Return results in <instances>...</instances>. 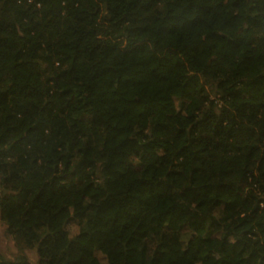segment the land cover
<instances>
[{
	"label": "clouds",
	"instance_id": "clouds-1",
	"mask_svg": "<svg viewBox=\"0 0 264 264\" xmlns=\"http://www.w3.org/2000/svg\"><path fill=\"white\" fill-rule=\"evenodd\" d=\"M201 3L205 0H83L72 9L62 7L59 17L54 0H37L31 9L33 0L27 3L16 0L15 5L8 6L12 27L0 32V38L17 41L18 45L0 47V92L15 82L18 86H35L41 95L26 99L10 94L7 102L0 104V138H3L0 153L6 154L0 156V180L8 178L7 184L0 183V197L19 193L23 186L20 178L29 172L37 171L39 175L23 207L0 218V264H41L48 259L69 264L81 256H85L87 264H221L222 261L264 264V169L259 168L264 157V88L250 96L229 95L234 87L247 89L254 80L264 77V0H207V12L199 10ZM190 4L196 7L189 11ZM4 5L5 0H0V10ZM110 7L117 8L118 15L113 17ZM16 9L26 11L27 15H16ZM97 9L99 12L93 17L91 13ZM177 16L182 18L177 30L172 34L161 33L164 21ZM54 17L64 22V33H54L49 25ZM82 17L86 18L78 19ZM196 20L200 22L195 26H183ZM213 32L226 39L210 38ZM41 33L43 39H39ZM81 35L100 43L101 48L94 55H82L76 70L56 81L58 73L73 68L71 60L62 64L61 59L63 54L73 52ZM21 36L25 40H19ZM29 39L31 43H27ZM143 40L149 41L146 50L132 52L133 43ZM194 41L204 42L196 53L189 50ZM105 45L115 47L105 52ZM169 47L178 50L171 60L181 66L166 80L149 79L148 73L161 70V57ZM57 52L61 54L59 57ZM47 55L54 58L50 65L41 59ZM219 57L226 60L220 66L210 67L213 58ZM245 57L251 59L242 64ZM26 61L47 71L39 77L18 75L13 65ZM108 67L115 71L105 74ZM137 72L143 74L136 76ZM191 77L198 78L196 93L185 102L184 85ZM132 79L141 83L124 84ZM66 90H70L69 95L62 96ZM73 97L75 100L64 112L59 108L51 114L40 110L50 101L59 105ZM137 97L142 103L126 112L129 102ZM155 102L164 105L163 110L148 113L146 109ZM243 104L253 105L256 110L239 111ZM93 110L100 113L101 119L95 124H80V117ZM208 113L215 114L216 119L206 130L198 127L192 132L193 124ZM222 116L223 132L217 136L216 127ZM41 122L43 127L29 132ZM160 124L168 125L169 129L158 128ZM109 126L123 131L110 134ZM235 126L254 128L255 135L237 144L227 136L228 130ZM180 129L183 134L177 135ZM201 135L208 139L200 141ZM253 146L258 150L249 157ZM236 147L239 152L234 150ZM185 148L187 151L177 156ZM145 152L156 155L145 162L142 159ZM161 156L166 159L157 160ZM85 160L92 164L73 177V183L82 181L75 190L63 196L45 197L25 217L45 184L56 177L71 175ZM227 160H235V164L226 167ZM122 161L131 162L133 168L143 167L134 172L121 166ZM246 167L251 168L253 175L245 180ZM171 170L182 175L169 176ZM141 179L163 181L171 185V191L161 197L149 192H130L129 188ZM221 183L234 185L240 194L213 190L207 197L196 199L191 194L180 195L186 188ZM88 185L92 187L88 189ZM109 196L115 197L114 205L100 213ZM249 197L253 199L249 201ZM142 200L151 201L146 226L139 228L138 219L127 231L119 228L111 231L112 220L117 215L123 217L130 206L139 205ZM216 200L233 207L224 211L222 204H215ZM177 205L191 211L174 223L171 216L160 223L159 216ZM61 208L67 211L54 219ZM257 208L260 210L256 211ZM192 213L207 215L209 220L197 229L191 223ZM98 215H102L106 224L100 230L106 234L107 242L79 239L81 233L95 230ZM213 220L217 222L215 227ZM125 223L122 218L120 224ZM18 230L26 234L21 235ZM137 230L147 234L142 239H132ZM60 232L64 233L62 239L45 240ZM193 236L200 251L193 254V249V253L185 256ZM225 236L227 245L223 244ZM74 240L84 251L71 254ZM169 240L176 241L171 250L158 248ZM158 252L165 254L158 256ZM209 255L211 258L206 260Z\"/></svg>",
	"mask_w": 264,
	"mask_h": 264
},
{
	"label": "trees",
	"instance_id": "trees-1",
	"mask_svg": "<svg viewBox=\"0 0 264 264\" xmlns=\"http://www.w3.org/2000/svg\"><path fill=\"white\" fill-rule=\"evenodd\" d=\"M37 2V0H33V5H30L29 8H33L34 4ZM83 2V0H67V3L65 4V0H54L55 4V12H56V17H59V12L62 7H67L68 9H72L75 5ZM21 3H27V0H21ZM207 0H205V3H201L198 7L201 12H207L209 9L206 7ZM16 0H5V5L2 10H0V32L8 30L10 27H12V20L9 15V5H15ZM259 6V5H257ZM193 7H196V5H189L188 10L190 11ZM118 8V5H117ZM117 8H109V11L113 13V17L115 15H118ZM99 12V9L96 10V12L91 13V15L94 17L97 15ZM16 15H27V12L22 10V9H16ZM86 17L78 18V19H83ZM181 17H170L164 21L163 26L161 27V33H167V34H172L177 30V28L180 26L181 23ZM199 20L192 21L191 25L188 23H185L183 26L184 27H189V26H195V24L199 23ZM49 25L52 27L53 31L55 34H62L66 30L64 28V22L55 18L52 21H49ZM146 30V29H145ZM44 34L41 33L39 39H43ZM210 38H216V39H226L222 34L213 32L211 33ZM19 40L23 41L25 40L24 36L19 37ZM27 43H31V40H27ZM149 41L148 40H143V41H138L134 42L131 51L132 52H143L146 50L147 45ZM203 41H194L190 45V52L196 53L200 50ZM230 43H234L231 42ZM18 45L17 41H12L9 42L7 39L0 38V47H5V48H12ZM37 46H39V43H37ZM235 46V45H234ZM67 47V45H65ZM115 45H112L109 47L108 45L104 46V51L105 52H110L112 48H114ZM101 48V44L97 42H93L90 40H86L84 35H81L77 38L75 44H74V50L71 54L65 53L63 54V59H61V63H66L68 60L72 61L73 68L70 71H64L60 72L57 74L55 77L56 81H60L66 76H69L71 72H74L76 70L75 66L77 62L80 60V57L87 53L89 56L94 55L97 50ZM177 49L169 47L165 50L166 55L161 57V62H160V69L162 70H153L151 73H148L147 76L149 79H155L158 81H163L168 78V75L171 74L176 68L180 67L181 65L179 62H177L175 65L172 63L171 56L175 55L177 53ZM127 54V53H126ZM61 54L59 52L56 53V56L59 57ZM41 59L46 63V64H52L54 62V58L52 55H47L41 57ZM251 57H245V60L242 62V64H247L250 61ZM226 60V57H219V58H213V61L210 62V67L212 65L215 66H220L224 61ZM13 69L17 72V74H22V73H28L29 75H37L38 77L41 75H44V73L47 71V69H41L40 65L37 63H34L32 61H26V62H20L16 63L13 65ZM115 69L112 67H108L104 69V73H112L114 72ZM142 72H137L136 76L142 75ZM141 81L137 79H132L129 81H125L124 84H140ZM198 84V78L197 77H191L188 79V81L185 83L184 88V96H185V102H187V98L194 95L196 93V85ZM261 88H264V77H260L256 80H254L250 86V88L247 89H236L235 87L233 88L232 91L229 92L230 96L233 97H244V96H250L253 95L256 92H259ZM201 91L203 90L202 88L200 89ZM70 90H66L65 92L61 93L62 96H67L69 95ZM10 94H19L23 96L24 98H32L41 95L40 90L35 87V86H30V85H23V86H18L15 82H13L10 86L9 89L3 92H0V104L6 103L8 96ZM75 100V97H73V100H69L67 103H64L63 101L60 102L58 105L56 102L50 101L47 105H45L42 109H40L43 112H47L51 114L54 112L57 108H59L60 112H64L67 108H69L72 104V102ZM142 103V99L140 97L135 98L134 100L129 102L128 108L126 109V112H131L135 109L136 106ZM164 105L155 102L152 103L148 106L146 111L148 113H153L156 111L163 110ZM252 110L255 111L256 108L253 105L249 104H243L238 110L239 111H245V110ZM24 111H27V108L24 109ZM9 118L11 119L12 116L10 114ZM101 119V115L98 111H90L85 113L80 117L79 123L80 124H95L98 120ZM216 119L215 114L213 113H208L206 116L199 121L197 124H193L192 126V132H196L197 128L200 127L202 130H206L210 122L212 120ZM224 117H220L219 123L217 124L216 127V135L219 136L223 132V129L221 127L223 123ZM43 122L40 124H37L35 127L29 129V132L32 131H37L41 127H43ZM158 128L162 130H168L169 126L166 124H160L158 125ZM9 131H15V129H10ZM109 133H115L119 134L120 132L123 131V129L120 128H112L109 126L108 129ZM255 129L254 128H249V127H244V126H235L231 129L228 130L227 136L230 140H235L237 144H243L245 141L250 139L252 136L255 135ZM142 133H137V135H141ZM183 134V129H180L177 132V135H182ZM200 141L207 140L208 137L206 135H201L199 137ZM3 138H0V142H2ZM31 142V141H29ZM134 142V141H133ZM196 142V141H194ZM91 144V142H89ZM217 148H220L221 145L220 143L216 144ZM235 151L239 152L240 148L236 147L234 149ZM258 150L256 146H253L249 150V157L252 156L253 153H255ZM168 149L164 148V152L167 153ZM187 149H181L180 152L177 153V156L181 155L182 153L186 152ZM6 155L5 153H0V156ZM156 154L154 152H145L142 159L147 162L149 160H152V158ZM166 159V156H161L157 157V160H164ZM92 162L91 161H82L81 165L77 168L76 171H74L71 175H66V176H60L56 177L53 179V181L50 184H45L39 193L34 198L32 207H30L28 210L25 212V217H28L32 214L33 210L38 207L39 204H41L45 197L52 196H63L65 194L70 193L71 191L75 190L78 185L82 183V181L77 180L75 183L72 182L73 177L77 175V173H83L84 169L91 166ZM235 164V160H227L225 161L226 167L233 166ZM121 166L132 169L134 172H139L141 170V166H137L133 168V165L129 161H122ZM259 168L264 169V157H261L259 161ZM196 171V170H194ZM115 175L119 176V173H114ZM39 173L37 171H31L28 174H26L24 177H21L22 181V187L20 189V192L17 193L15 196H12L10 194H5L2 197H0V218H3L5 216H10L15 210H17L20 207H23V204L26 202L27 197L31 194V185L36 181ZM169 176H174V175H182L180 172H176L175 170H171L168 173ZM244 178L245 180L247 179L248 176L253 175L251 168L246 167L244 170ZM63 180L67 181L66 184H61L58 183V181ZM8 178H4L0 180V183L7 184ZM92 185H88V189H90ZM243 187V184L241 185V188ZM88 189H85L87 191ZM213 190L219 192V193H227V194H232L233 192L236 193V195H239L240 193L236 191V188L234 185L230 184H224L221 183L217 186H213L211 184L208 185H203L199 188H186L180 195L182 196H188L189 194L192 195L194 199L199 198L201 196L207 197L209 193H211ZM129 191H135L138 193H153L156 197H161L164 195H167L171 191V185L164 183L163 181H158L156 183H153L151 180L147 179H141L136 182L133 186L129 188ZM252 197H249L248 200H252ZM247 202V201H246ZM115 203V197L109 196L106 198L101 207H100V213L105 212L107 209L111 208ZM215 204L220 205L222 202L220 200H216ZM79 206V205H78ZM223 210L228 211L233 207V205L229 203H223ZM151 208V201H145L142 200L139 202V205H132L129 207L128 211L124 214V216L117 215L113 220H112V228L111 231H116L117 228H119L121 231H127V229L131 226L132 223L137 221L138 219L141 220V223L139 225V228H144L146 226L145 222L148 221L149 219V209ZM260 209L257 208L256 211H259ZM66 208H61L57 213H55V216L53 217L58 218L60 217L64 212H66ZM191 210L185 209L179 205L173 207L171 210L168 212L163 213L162 215L159 216L158 220L160 223H163L165 219H167L169 216H171V223H174L177 219L182 218L184 215H188ZM77 215H83L82 213H78ZM142 217V219H141ZM126 219L127 223L121 225L120 220L121 219ZM209 220V217L207 215H200L196 213H192V220L191 223L197 228H202ZM25 223H27V220H25ZM106 224L103 221L102 215H98L95 220V230L92 232H84L80 234L79 239H88L89 242H98V241H103L106 243L107 241L104 240L105 233L101 231L100 229L102 227H105ZM212 226L215 227L217 226V222L215 220L212 221ZM168 230H171L170 228ZM21 235H25L26 233H23L22 230H18ZM147 233L146 232H140L137 230L133 234L132 239H142ZM64 233H56L52 237H46L45 240L49 239H55V240H60L62 239ZM195 240L196 237L193 236L191 240H189V247L188 249L185 250L184 255L187 256L190 253H193V249H195V252L193 254L199 253L200 248L195 247ZM132 240L130 239L129 243H131ZM176 241L175 240H169L162 242L160 245H158V248L160 249H169L171 250ZM239 241L236 242L237 246L239 245ZM223 244L227 245L228 244V237L225 236L223 240ZM71 249V254H75L77 252L84 251L82 246L78 243V240H74L72 244L70 245ZM165 253L164 252H158V256H163ZM86 255H92V253H86ZM255 253H253V256ZM210 255L208 257H205V259H210ZM5 264H8V262H5ZM41 264H60L58 260L54 259H48L46 262L41 261ZM69 264H87L85 256H81L79 259H74L69 261ZM221 264H229L228 261H222Z\"/></svg>",
	"mask_w": 264,
	"mask_h": 264
}]
</instances>
